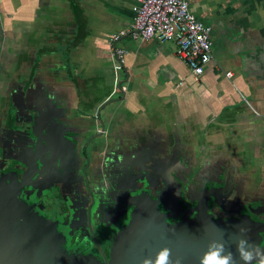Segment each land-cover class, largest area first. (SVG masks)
Listing matches in <instances>:
<instances>
[{"label": "crops", "instance_id": "1", "mask_svg": "<svg viewBox=\"0 0 264 264\" xmlns=\"http://www.w3.org/2000/svg\"><path fill=\"white\" fill-rule=\"evenodd\" d=\"M188 1L212 28L200 76L173 40L130 37L116 74L111 38L133 25L136 0H0L4 168L30 167L41 133L40 177L68 171L60 160L87 146L90 157L131 161L140 182L206 184L216 171L217 203L264 210V0Z\"/></svg>", "mask_w": 264, "mask_h": 264}, {"label": "flooded vegetation", "instance_id": "2", "mask_svg": "<svg viewBox=\"0 0 264 264\" xmlns=\"http://www.w3.org/2000/svg\"><path fill=\"white\" fill-rule=\"evenodd\" d=\"M41 141L40 133L36 141L39 151L36 156L34 153V157H39L37 166L34 161L25 169L19 162L11 163L8 168H4L7 162L0 163L2 227L7 225V216L16 210L17 214L14 216L27 213L25 216H34L44 223L56 225L54 231L50 229V224L48 227L39 225V230L44 234H33L35 237L32 245L38 247L39 254H53L51 257L54 258L58 252L62 257L61 262L77 264H105L107 260L115 261L124 254L125 246L129 244L128 231H132L134 239L138 238L137 228L141 227L138 222L139 212L144 211L152 220L159 219L158 221L167 222L172 227L184 220L196 219L197 216L209 222L245 219L254 226L255 243L260 245L248 264H261L264 260V210L255 207L247 209L244 203L237 201L223 205L217 203L215 200L219 193L211 186L219 181L216 171L206 184L201 178L203 183L199 181L198 175L191 177L182 186H179L181 179L169 177L165 178V186L154 178L140 182L131 161L128 164L129 161L111 162L107 157H90L85 146V150L82 147V155L63 157L60 160H66L68 171L63 170L60 175H54L52 169L48 171L45 168L43 175L49 176L45 178L40 177ZM49 158L53 168L51 157ZM45 162L48 163L47 160ZM25 173H28L27 178ZM186 173L184 171L179 175ZM11 175L12 178L16 177L15 181L10 179ZM207 189L214 196L209 201H204L203 195L209 193ZM11 200L16 202L15 206L9 203ZM5 208H9L8 214ZM154 213L155 219L152 216ZM21 220L26 221L23 216ZM39 254L36 255L40 257Z\"/></svg>", "mask_w": 264, "mask_h": 264}, {"label": "water", "instance_id": "3", "mask_svg": "<svg viewBox=\"0 0 264 264\" xmlns=\"http://www.w3.org/2000/svg\"><path fill=\"white\" fill-rule=\"evenodd\" d=\"M38 151L39 145L37 144L34 150L35 156ZM38 159L39 157H34L35 166L38 165ZM25 174L27 178L28 173ZM15 178L10 176L13 181ZM10 184L13 185L12 182ZM9 203L12 206L16 204L14 200ZM5 209L8 214L9 208ZM14 214H17V210L7 216L9 219L5 227H2L3 223L0 222V242H2L0 243V264H77L61 262L62 257L58 252L55 253L54 258L51 257L53 254H39L38 247L32 245V239L35 237L33 234L36 236L44 234L39 230L40 226L48 227L50 224V229L54 231L55 224L52 226V223H44L34 216H25L27 213L18 215L20 218ZM22 216L26 221L21 220ZM152 216L156 218L155 213ZM139 219L141 227L137 228L138 238L134 239V234L129 230V244L125 246L124 254L119 255L120 258L118 257L115 261L107 260L105 264H143L146 258L154 261L157 253L165 247L170 250L169 264H201L202 256L213 242L222 244L226 253H232L231 264H245L237 249L238 242L247 241V243H241V248L247 249L252 255L260 246L255 243L254 226L245 219L209 222L197 216L196 219L184 220L174 227L169 226L167 222L158 221L159 219L152 220L149 215L146 216L144 211L139 212ZM37 253L40 257L36 255Z\"/></svg>", "mask_w": 264, "mask_h": 264}, {"label": "built area", "instance_id": "4", "mask_svg": "<svg viewBox=\"0 0 264 264\" xmlns=\"http://www.w3.org/2000/svg\"><path fill=\"white\" fill-rule=\"evenodd\" d=\"M133 25L111 38L115 72L126 68L127 50L118 45L124 37L177 44L178 56L196 76L203 74L213 59L212 28L199 21L190 10L188 0H136ZM229 77L232 73L227 74ZM116 87L120 88L116 77Z\"/></svg>", "mask_w": 264, "mask_h": 264}, {"label": "clouds", "instance_id": "5", "mask_svg": "<svg viewBox=\"0 0 264 264\" xmlns=\"http://www.w3.org/2000/svg\"><path fill=\"white\" fill-rule=\"evenodd\" d=\"M241 243H247V241L242 240L237 245L241 259L247 264V262L252 261L253 255L247 249L241 248ZM169 256L170 250L165 247L157 253L154 261L151 258H146L143 264H169ZM232 260L231 252L226 253L222 244L213 242L209 246V250L202 256L201 264H231ZM261 264H264V260L261 261Z\"/></svg>", "mask_w": 264, "mask_h": 264}, {"label": "rangeland", "instance_id": "6", "mask_svg": "<svg viewBox=\"0 0 264 264\" xmlns=\"http://www.w3.org/2000/svg\"><path fill=\"white\" fill-rule=\"evenodd\" d=\"M246 165H250V163L247 162V161H240L239 166H246ZM246 167H247V166H246ZM228 175L230 176L231 173L229 172ZM157 180H158V182H161V184L164 186V184H163V180H162V181H161V179H157ZM159 188H160V187H159ZM163 201H165V200H163ZM103 228H104V227H103Z\"/></svg>", "mask_w": 264, "mask_h": 264}]
</instances>
